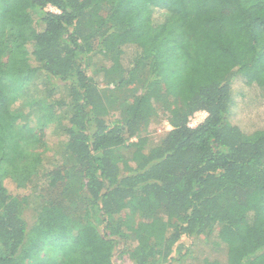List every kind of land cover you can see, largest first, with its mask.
I'll use <instances>...</instances> for the list:
<instances>
[{"label":"trees","instance_id":"trees-1","mask_svg":"<svg viewBox=\"0 0 264 264\" xmlns=\"http://www.w3.org/2000/svg\"><path fill=\"white\" fill-rule=\"evenodd\" d=\"M238 77L264 95V0H0V264H264V120L247 99L257 116L233 119ZM101 81L131 87L119 120ZM159 103L171 129L154 139ZM7 181L78 183L84 218L46 201L28 226ZM126 208L144 219L116 258Z\"/></svg>","mask_w":264,"mask_h":264},{"label":"rangeland","instance_id":"rangeland-1","mask_svg":"<svg viewBox=\"0 0 264 264\" xmlns=\"http://www.w3.org/2000/svg\"><path fill=\"white\" fill-rule=\"evenodd\" d=\"M49 9V8H48ZM165 13L163 10L159 8H155L153 11V20L154 22L161 21L164 17ZM132 53L131 49L126 50L125 54V61H128L129 55ZM96 59V58H95ZM94 59V60H95ZM87 73L89 75L94 74V67L93 65H88L87 67ZM244 82L242 78H235L232 81V89H233V95L235 96V102L233 104V112L234 117L233 119L239 120L238 118L240 115L237 113H246V121H251L253 117L257 116L255 114V110L253 107H251L249 104H244L245 100H254L257 101V105L259 107L260 112L258 111V119L264 120V95L260 96L259 93L250 91L249 94L241 93L242 89L244 88ZM130 86L128 84H125L123 86H117L115 84H108L107 81H101L99 85V89L103 95V98L105 102L108 105L110 117L112 120H119L123 117V111L126 108V102H129L131 100L132 92L130 90ZM63 93V90H57L54 96H59ZM43 92L40 90V88H33L31 86L29 92L26 94L25 98L29 100L33 97H39ZM242 94V95H240ZM155 118L154 120L149 124L147 129L143 130L141 134H146L151 136L154 139H158L159 137H163L164 134L171 129V125L167 120V114H168V107L165 104L159 103L155 110ZM203 115H197L195 118L196 120H200ZM243 118V117H241ZM257 119V120H258ZM241 125L245 126L242 122H239ZM247 129V126H245ZM252 127V124L250 125ZM59 129L51 128L50 130L47 129L46 131V139L48 141V151H46V158H51L55 156V137L58 135ZM135 138H131L128 141H133ZM131 149L128 147H122L117 149V154L123 158H128L130 156ZM44 184V185H43ZM42 189L39 190V193L32 192L30 187L25 188H18L14 183L11 181L6 182V187L8 191L11 194L18 195V196H28L29 197V205L22 210V216L24 220L27 222L28 226L31 225L35 219V212L32 210L33 206L35 208H39L40 203L49 201L50 204L60 207L61 210L65 211L66 213L70 214L72 219L81 221L84 218V214L86 211V207L84 206V189H82L81 186H79L78 183L72 185V184H65L62 183L58 187L53 188L47 186V183L43 182ZM41 194V196L39 195ZM23 204H20V208L22 209ZM116 219L113 220V224L115 222L120 221V230L124 232L126 235L119 237V244L117 247V253L116 258L120 257L119 248L126 247L127 249L134 247L135 245V239L129 237V235H133L130 232L129 228H134L138 226L144 219V213L140 211H132L129 208L124 209L123 211L119 212L116 216ZM204 239H207L208 241V249L209 247H212L213 244H211V239L206 238V236L203 235ZM182 242L185 245H188L190 242V239L184 238ZM216 249V248H215ZM218 250V249H216ZM215 250H213L210 255H215ZM125 255H123V258L119 261V264H129V260H125ZM221 258H224V256H221Z\"/></svg>","mask_w":264,"mask_h":264},{"label":"built area","instance_id":"built-area-1","mask_svg":"<svg viewBox=\"0 0 264 264\" xmlns=\"http://www.w3.org/2000/svg\"><path fill=\"white\" fill-rule=\"evenodd\" d=\"M48 8H49V10H52V11H55V12L58 11L57 9H55V8L52 7V6H48ZM197 115H203V116H202V118H200V120H196L195 117H196ZM205 115H206V112H205V111H197V112H195V113L193 114V116H191V117L189 118L188 125L191 126V127L196 126L199 122H201V121L203 120V118L205 117Z\"/></svg>","mask_w":264,"mask_h":264}]
</instances>
